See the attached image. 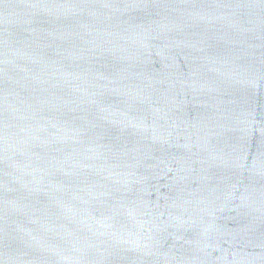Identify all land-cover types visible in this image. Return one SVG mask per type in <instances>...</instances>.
Wrapping results in <instances>:
<instances>
[{
	"label": "water",
	"instance_id": "water-1",
	"mask_svg": "<svg viewBox=\"0 0 264 264\" xmlns=\"http://www.w3.org/2000/svg\"><path fill=\"white\" fill-rule=\"evenodd\" d=\"M0 264H264V0H0Z\"/></svg>",
	"mask_w": 264,
	"mask_h": 264
}]
</instances>
